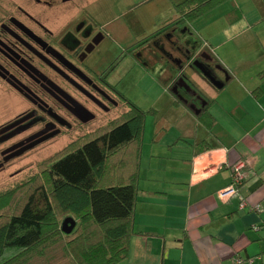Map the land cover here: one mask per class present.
Instances as JSON below:
<instances>
[{
	"label": "crops",
	"instance_id": "obj_1",
	"mask_svg": "<svg viewBox=\"0 0 264 264\" xmlns=\"http://www.w3.org/2000/svg\"><path fill=\"white\" fill-rule=\"evenodd\" d=\"M97 2L84 0L82 7L89 10ZM143 2L150 4L153 15L157 8L172 4L170 0ZM136 6L130 0L129 7ZM224 13L217 20L212 18L210 30L201 34L199 43L196 39L194 57L186 64L190 69L180 70L187 88L195 92L174 94L176 69L164 72L160 80L164 87L160 98L170 110L156 118L147 166L142 135L135 174L134 235L127 258L118 264H239L237 260L264 264V0L234 3ZM177 18L176 13L161 20L146 39ZM143 25L131 22L132 29ZM106 26L110 33L126 30L119 24ZM183 29L190 31L188 25ZM199 56L213 61V76L194 65L201 66L194 62ZM159 105L155 102L151 109L163 112L156 110ZM165 124L175 131L164 132ZM241 164L243 183L235 195L223 198Z\"/></svg>",
	"mask_w": 264,
	"mask_h": 264
},
{
	"label": "flooded vegetation",
	"instance_id": "obj_2",
	"mask_svg": "<svg viewBox=\"0 0 264 264\" xmlns=\"http://www.w3.org/2000/svg\"><path fill=\"white\" fill-rule=\"evenodd\" d=\"M83 1L0 0V92L17 109L12 120L0 125V170L55 138L97 133L135 105L108 81L117 61L96 68L95 59L103 63L102 47L111 33L82 7ZM180 41L164 30L131 49L132 56L142 67L159 64L170 74L183 69V60L195 52L178 47ZM195 61L214 75L213 61L200 56ZM178 74L172 91L193 94L184 88V73Z\"/></svg>",
	"mask_w": 264,
	"mask_h": 264
},
{
	"label": "trees",
	"instance_id": "obj_3",
	"mask_svg": "<svg viewBox=\"0 0 264 264\" xmlns=\"http://www.w3.org/2000/svg\"><path fill=\"white\" fill-rule=\"evenodd\" d=\"M225 1L185 0L176 4L178 18L159 33L174 31L179 43L186 39L183 46L189 50L191 44L190 50L195 49L198 43L183 26ZM191 68L196 69L194 65ZM144 122L145 113L132 105L121 119L72 143L50 164L53 195L63 210L78 218L73 219L76 227L70 234L77 236L69 238L62 264H118L127 258L134 235L135 174ZM53 213L49 194L42 187L36 188L20 212L0 228V264H47L43 257L30 259L38 248L51 253L47 227ZM27 253L28 258H24Z\"/></svg>",
	"mask_w": 264,
	"mask_h": 264
},
{
	"label": "rangeland",
	"instance_id": "obj_4",
	"mask_svg": "<svg viewBox=\"0 0 264 264\" xmlns=\"http://www.w3.org/2000/svg\"><path fill=\"white\" fill-rule=\"evenodd\" d=\"M133 1L135 5L138 4V6L130 8V0H98L89 10L97 17L101 26L110 29L106 25L116 26L119 24V26L122 25L123 29H126L123 32L120 31L121 33L119 34L111 32L109 38L106 39L102 47L104 52L102 58L103 63L101 64L99 59L96 58L94 64L98 70H102L101 67L109 66V63L117 61L118 65L108 81L115 87L116 91L128 100V102L134 103L145 113L143 128V133L145 134L144 164L147 166L149 163L148 145L149 141L154 137L156 118L161 119L162 116H167L166 108L167 111H169L170 106L166 105L165 100L164 102L162 101L164 97L160 98L164 89L163 85L160 83V80L164 77L160 65L156 64L150 66V68L142 67L138 63V60L132 56L133 53L131 49L138 47L147 37L151 36L155 30V26H157L161 20L170 16L171 18L175 16L176 12L174 5L183 0H170L172 3L170 7H159L154 11V15L149 12L150 4L147 2L144 3L143 0ZM234 3L243 5L244 3H250V0L225 1L221 4L224 5L223 8H219L221 6L219 5L218 8L213 10V13L209 12L207 17L203 16L199 18L200 20L197 19L187 23L192 33V35H189L192 41L196 42L198 40L199 43V39L202 40L200 38L201 34L210 30L211 27H208L211 26L212 18L213 20H217L219 16H223V14H225L224 12L229 10ZM153 5L154 4H151V6ZM133 9L136 11H133ZM126 13L127 16L125 18H117ZM144 19L145 21H143ZM132 20L144 23L143 28L140 27L139 30L132 29ZM176 39L174 40L175 42ZM173 44L175 45L174 42ZM179 44L185 51L186 46L184 47L183 43H176L178 47ZM189 46L191 48L192 45L189 44ZM173 52L175 56L179 57L177 51L173 49ZM191 57L194 56L192 55ZM119 60H121V62H119ZM183 61L185 69L187 62H185V60ZM151 63H153V60ZM189 67L190 66L186 67V69H190ZM168 95H170V93H168ZM155 102L156 104H161L156 110L161 108L163 112L156 113L153 111L155 109L153 107ZM152 107L154 109H151ZM16 112L17 109L13 100L0 92V125L12 120V118L16 116ZM179 114L181 113H177V115ZM171 126L172 125L165 124L164 132L171 133L175 131L174 126ZM74 136L75 134H71V136L67 135L65 137L62 136L50 140L25 155L8 162L4 169L0 170V228L8 223L10 216L20 212L27 198L36 188L42 187L46 190L52 201L54 213L49 223L50 225L47 227V234H50L47 238L49 243L47 248H50L51 253L48 252L49 250L46 248L35 249L31 252L32 257L30 261L35 260L34 258L43 257L41 259L47 264H62L65 259L66 245L70 241L69 238L72 239L77 236L70 237V234H65L62 231V224L66 219L75 218L78 220V218L75 214H71L69 211L67 212L60 207L56 197L53 195L51 179L48 172L50 164L61 156L60 154L70 146L71 142L79 140L73 138ZM158 149L159 148H156V150ZM28 254L30 253H27L24 258H28Z\"/></svg>",
	"mask_w": 264,
	"mask_h": 264
},
{
	"label": "built area",
	"instance_id": "obj_5",
	"mask_svg": "<svg viewBox=\"0 0 264 264\" xmlns=\"http://www.w3.org/2000/svg\"><path fill=\"white\" fill-rule=\"evenodd\" d=\"M244 169V166L243 164L239 165L236 169H235V172H234V175H233V178H234V182H233V185L223 194H221V196L223 198L225 197H230V196H233L236 194V188L238 186H240L244 179H245V175H244V172H242V170ZM242 203H241V207H244L246 205V201L244 199L241 200ZM237 262L239 264H242V260H237ZM254 263V260H249L248 261V264H253Z\"/></svg>",
	"mask_w": 264,
	"mask_h": 264
},
{
	"label": "water",
	"instance_id": "obj_6",
	"mask_svg": "<svg viewBox=\"0 0 264 264\" xmlns=\"http://www.w3.org/2000/svg\"><path fill=\"white\" fill-rule=\"evenodd\" d=\"M194 65L197 66L198 68H200V69L204 72L205 75L209 76V75L204 71V69H203L201 66H199L197 63H195ZM209 77H210V76H209ZM211 80L214 81L213 77L211 78ZM181 81L184 82V84H185L184 88L187 89L188 86H187L186 81H185L184 79H182ZM215 83L217 84V82H215ZM174 93H175V92H174ZM75 227H76V223H75V221H74L73 219H71V218H68V219H66V220L63 222V224H62V231H63V233H65V234H71V233L73 232V230L75 229Z\"/></svg>",
	"mask_w": 264,
	"mask_h": 264
}]
</instances>
